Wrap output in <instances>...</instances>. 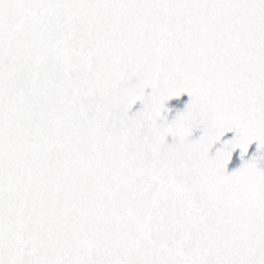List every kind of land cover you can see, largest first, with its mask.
Masks as SVG:
<instances>
[{"label":"snow or ice","instance_id":"snow-or-ice-1","mask_svg":"<svg viewBox=\"0 0 264 264\" xmlns=\"http://www.w3.org/2000/svg\"><path fill=\"white\" fill-rule=\"evenodd\" d=\"M0 264H264V0H0Z\"/></svg>","mask_w":264,"mask_h":264}]
</instances>
